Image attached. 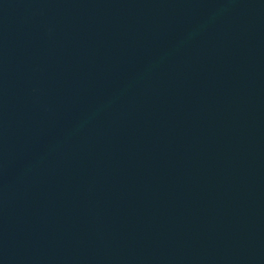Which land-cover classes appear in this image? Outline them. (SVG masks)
I'll return each mask as SVG.
<instances>
[{
  "label": "water",
  "instance_id": "1",
  "mask_svg": "<svg viewBox=\"0 0 264 264\" xmlns=\"http://www.w3.org/2000/svg\"><path fill=\"white\" fill-rule=\"evenodd\" d=\"M0 264H264V0H0Z\"/></svg>",
  "mask_w": 264,
  "mask_h": 264
}]
</instances>
